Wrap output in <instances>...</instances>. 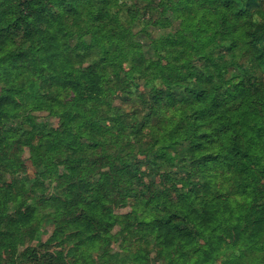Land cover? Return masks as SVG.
Returning a JSON list of instances; mask_svg holds the SVG:
<instances>
[{
    "label": "clouds",
    "instance_id": "9594fccd",
    "mask_svg": "<svg viewBox=\"0 0 264 264\" xmlns=\"http://www.w3.org/2000/svg\"><path fill=\"white\" fill-rule=\"evenodd\" d=\"M22 14L0 0L3 126L25 121L0 146V264H37L33 250L62 253L56 264H264V235L241 232L264 160L249 170L237 156L264 157V116L232 127L242 117L228 113L254 77L246 103L264 98V0H52L17 30ZM216 105L231 130L203 141L211 122L197 116Z\"/></svg>",
    "mask_w": 264,
    "mask_h": 264
},
{
    "label": "trees",
    "instance_id": "16d2710c",
    "mask_svg": "<svg viewBox=\"0 0 264 264\" xmlns=\"http://www.w3.org/2000/svg\"><path fill=\"white\" fill-rule=\"evenodd\" d=\"M75 3L81 2V0H73ZM108 0H97V3L106 4ZM61 3L64 4V0H61ZM47 4L48 7H51L52 0H20V7L22 9V15L19 17L18 22L16 25H13L12 27L19 29V24L23 23L25 20V15L28 16H35L37 18V21H40L44 17V13L47 12L48 7H44L43 5ZM66 11L70 14H75L76 9L73 8L71 5L65 4ZM97 20L101 19L100 16L96 17ZM39 30H36V34H38ZM34 32L29 28L28 32L26 33L27 36L33 35ZM9 35V30L7 29H0V39H3ZM57 46V38L55 36L47 37L44 42V51H50L51 49H54ZM25 54L21 53L17 57H14V59H23ZM53 56H55V53L53 52ZM262 56H264V50L258 51L256 55V59L259 60ZM257 83H255L252 87V91H245L242 93V95H245L246 99H250L252 96H260L259 92V77L252 78ZM47 83V81H45ZM240 84H243L244 81L241 80L239 82ZM239 85H233V87H238ZM203 97V93H201L200 96L197 97V99H201ZM246 99H241L240 97H237L238 103L234 104L231 108L228 109V113H239L242 117L241 120L232 119L231 124L232 127H236L237 125L242 124L244 121L247 120L249 112L256 115V116H264V98L262 99H252L251 104L246 103ZM13 96L5 95L3 97H0V146L5 144L7 142V138L10 135H15L21 131L22 127L12 126V127H4L3 126V120L6 119V114L2 111L4 107L7 105L13 104ZM223 105H216L215 110H209L207 113H202L200 116H197L198 120H207L211 122V126L208 128H203L200 130V139L203 141H209L211 139H214L216 136H223L226 135L231 128L227 123H223L225 117H216L214 119L216 111L222 110ZM228 113L225 115L228 116ZM51 115V114H49ZM230 118V117H229ZM27 119V118H26ZM25 122V121H24ZM27 122L32 125V128L35 129V124H32L31 119H27ZM59 123V121H58ZM45 129L48 127L52 128V131H57L56 126L54 125H43ZM64 125L60 124V128H63ZM255 126H249V131H252ZM256 139H262L264 138V129L256 128ZM31 134L30 130H25V135ZM52 135V132H35L34 135H32V140H44L46 137H50ZM17 144L20 143V141H16ZM249 144L251 145V141H249ZM237 156L239 157V160L244 163L245 167H247L249 170H252L255 166L259 165L261 160H264V157H260L254 154L253 151H247L243 152L242 154L237 153ZM7 158V152L6 151H0V161ZM25 168L26 166L23 165ZM0 167H4L3 164H0ZM195 191V189H193ZM257 196L255 199H249L248 203L250 205V211L247 213V216L245 217V223L243 225V228L241 229V232H246L250 239H256L258 236L264 235V191L257 189ZM244 201L243 197H238L237 202L234 204V207H239L240 204H242ZM105 208L108 206L105 205ZM30 210V213L31 214ZM241 213H237V219L241 218ZM25 217L21 216V220H23ZM177 217H173V219H176ZM12 223H15L16 221H11ZM171 221H169L170 223ZM215 224L214 223H208L207 226L204 229V235L207 237H211L213 232L215 231ZM234 227H239V224L235 225ZM180 230L179 228L177 229ZM216 235L218 237L221 236L220 232H216ZM41 248L50 247V245H44L42 244L40 246ZM60 256H62V253H52L51 251H48L44 253L43 257H39L36 255V251L33 250V260L38 262L43 259L44 261H47L48 264H56L57 261H59Z\"/></svg>",
    "mask_w": 264,
    "mask_h": 264
},
{
    "label": "rangeland",
    "instance_id": "374dc122",
    "mask_svg": "<svg viewBox=\"0 0 264 264\" xmlns=\"http://www.w3.org/2000/svg\"><path fill=\"white\" fill-rule=\"evenodd\" d=\"M24 124V120H21L19 125H8L9 127H12V126H17V127H22ZM58 124V121L55 119V118H52L51 120L48 121L47 124H44V125H54L56 126ZM26 168H27V165L25 164Z\"/></svg>",
    "mask_w": 264,
    "mask_h": 264
}]
</instances>
